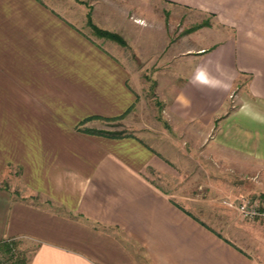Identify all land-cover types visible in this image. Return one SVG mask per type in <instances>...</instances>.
Here are the masks:
<instances>
[{
  "label": "crops",
  "instance_id": "1",
  "mask_svg": "<svg viewBox=\"0 0 264 264\" xmlns=\"http://www.w3.org/2000/svg\"><path fill=\"white\" fill-rule=\"evenodd\" d=\"M146 4L136 24L158 29L159 49L139 55L129 33L126 56L40 0H0V252L24 246L27 264H264V225L215 201L241 191L207 179L205 198L175 182L215 173L216 145L264 165V0ZM136 59L173 88L171 131L88 132L138 103ZM200 143L213 149L202 157Z\"/></svg>",
  "mask_w": 264,
  "mask_h": 264
},
{
  "label": "rangeland",
  "instance_id": "2",
  "mask_svg": "<svg viewBox=\"0 0 264 264\" xmlns=\"http://www.w3.org/2000/svg\"><path fill=\"white\" fill-rule=\"evenodd\" d=\"M146 2L147 0H40L42 6L55 12L57 20L70 23L74 29L88 35L91 39L97 41L102 46L105 45L114 53L120 55L125 54L126 56H133V49L127 43L130 34L134 49L139 55L148 53L149 49H159V46L157 45L158 43L156 45L152 43V41L157 42L160 40L161 33L158 29L154 31L151 27H139L140 25L136 24H143L146 22L142 15L143 9L148 6ZM153 8H155V10H162L164 7L152 2V9ZM97 15L103 21L100 26L95 23V17H97ZM167 17L169 19L168 13ZM154 18H156V16ZM111 20L113 26L119 24L118 26L123 28L124 32L113 31L110 30V28L108 29L105 25H108L107 23L111 22ZM167 21L169 22V20ZM115 23L116 25H114ZM94 27L118 33L123 37L126 44H121L105 34L101 35L94 29ZM138 61L139 62L136 63L139 66L138 69H144L142 70L143 88L140 90L138 103L129 114L125 116L112 120H100V130L121 133L123 135H132L136 133L144 138L147 137V133L151 130L152 133L157 132L159 129L164 131L167 129L168 131H171L166 120L167 113L165 110L167 109L169 95L173 88L158 86L159 80L154 79L153 77V73L158 67L157 64H147L149 67L146 69V64H144L142 60ZM145 73L146 75H144ZM165 98H167L166 101ZM218 119L220 120V118ZM218 119L216 120V123L218 122ZM198 145L202 157L203 153L206 155L207 150L213 149L212 146L206 147V145L203 146L201 143ZM183 147L190 151L189 143H185ZM202 150H204L203 153ZM213 152L214 160L211 162L215 167V173L211 174V176L206 175L203 171L201 167L202 161H200L198 169L199 172L203 171L204 175H190L189 172H187L182 179H175V182L177 183H180L181 181L190 184L188 188L189 191L184 192L186 195L192 193V189L196 188L201 197H209L210 194H207L208 187L205 185V181L207 179H212L219 186L230 187L234 190L233 192L237 193L238 190L241 191V193H238L237 195L254 196L255 198H259V200L262 199V201H264L262 198V195L264 194L261 191L262 187L264 188V176L262 173L264 170L263 164L255 163L254 160L249 158H242L241 160L238 154L227 152L217 145L214 147ZM203 160L206 162V159ZM241 162H243V164L245 162V167H239ZM163 181L167 182L168 185L174 184V179ZM191 184L193 187H191ZM230 195L233 194L230 193ZM222 198L223 197L216 198L215 201L220 202ZM193 208L196 211H198L197 209H200L199 206ZM228 209L231 210L235 216H240L242 218L239 212L234 208L229 207ZM242 219L243 223L252 222L264 225V222L259 220H251L247 218ZM28 251V248L19 245L15 246L12 250L1 251L0 264H27Z\"/></svg>",
  "mask_w": 264,
  "mask_h": 264
},
{
  "label": "built area",
  "instance_id": "3",
  "mask_svg": "<svg viewBox=\"0 0 264 264\" xmlns=\"http://www.w3.org/2000/svg\"><path fill=\"white\" fill-rule=\"evenodd\" d=\"M224 206L234 208L243 218L264 222V204L258 198L240 196L222 198Z\"/></svg>",
  "mask_w": 264,
  "mask_h": 264
},
{
  "label": "trees",
  "instance_id": "4",
  "mask_svg": "<svg viewBox=\"0 0 264 264\" xmlns=\"http://www.w3.org/2000/svg\"><path fill=\"white\" fill-rule=\"evenodd\" d=\"M94 29L96 31H98L101 35L105 34L108 37L117 40L121 44H126V42L123 39V37L121 35H119L118 33H114V32H111L109 30H104V29H101V28H98V27H94ZM88 132L97 133V134H101V135H107V136H111V137H122V136H125V135H123L121 133L108 132L106 130H88ZM253 198H255V197H253Z\"/></svg>",
  "mask_w": 264,
  "mask_h": 264
}]
</instances>
